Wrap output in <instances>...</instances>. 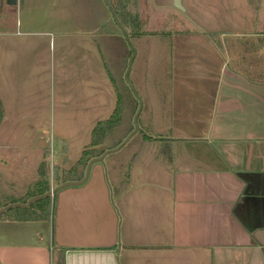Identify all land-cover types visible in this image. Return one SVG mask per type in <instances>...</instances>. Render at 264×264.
<instances>
[{
	"label": "crops",
	"instance_id": "0c3cea01",
	"mask_svg": "<svg viewBox=\"0 0 264 264\" xmlns=\"http://www.w3.org/2000/svg\"><path fill=\"white\" fill-rule=\"evenodd\" d=\"M200 1L211 16L195 9V33L176 36V111L165 128L173 133L133 160L125 182H110L104 160L96 161L84 185L46 196L68 183L62 156L58 183L42 184L49 191L31 197L40 181L23 195L27 202L0 206V264H264V25L257 21L264 3ZM82 24L63 28H84L79 42L86 53L96 45L102 60L91 24ZM245 27L253 35L220 31ZM104 28V37H117V28ZM11 41L21 44L3 38L0 48ZM14 67L0 77L14 78ZM5 151L0 166L8 163ZM43 156L39 168L48 163ZM87 168L77 175L85 178ZM17 183L9 186L0 172V190ZM37 199L49 207L34 205Z\"/></svg>",
	"mask_w": 264,
	"mask_h": 264
},
{
	"label": "rangeland",
	"instance_id": "374dc122",
	"mask_svg": "<svg viewBox=\"0 0 264 264\" xmlns=\"http://www.w3.org/2000/svg\"><path fill=\"white\" fill-rule=\"evenodd\" d=\"M106 1L127 32L130 45L104 0H18L14 6L0 0V33L10 34L0 39L14 37L21 43L13 45L11 41L10 46H2L4 50L0 48V71L7 73L10 65L15 66L14 78L0 77V95L6 110L0 148L11 152L0 172L9 186L19 179L17 187L0 190V206L14 200L27 202L23 195L40 181L45 185L58 183L56 165L62 156L68 157L64 173L67 181L78 182L76 172L88 162L78 166L84 151H93L90 159L98 153H108L103 161L108 179L125 182L134 161L146 150L160 148L154 142L173 133V126L171 130L165 128L169 126L166 120L176 111V36L195 33L191 23L198 18L194 11L198 8L200 17L205 15L207 20L211 16L208 7L200 0H180L183 10L187 9L184 13L175 7V0H126L127 4L123 0L125 7L121 8L115 6L114 0ZM71 20L91 24L86 29L95 32L102 60L96 54V45L86 53V47L79 42L84 28H63ZM257 21L264 25L263 10ZM105 26L111 31L117 28V37H104ZM248 28L220 31L253 35ZM200 30L208 32L207 28ZM109 73L120 91L121 120L102 145L91 148V132L98 122L109 120L117 108L118 93ZM100 137L98 141L102 142ZM44 154L48 163L39 168ZM143 166L141 163L138 167V180H142Z\"/></svg>",
	"mask_w": 264,
	"mask_h": 264
},
{
	"label": "trees",
	"instance_id": "16d2710c",
	"mask_svg": "<svg viewBox=\"0 0 264 264\" xmlns=\"http://www.w3.org/2000/svg\"><path fill=\"white\" fill-rule=\"evenodd\" d=\"M114 3H115V6H116V3L123 4V0H114ZM110 77H111V80H112V82L114 84V87H115V89H116V91L118 93L117 108H116V110L114 111L113 115L111 116V118L109 120L99 123L95 127V129L93 130V132H92V141H91V144H90L91 148H94V147L102 145L104 143V140H105L106 136L113 130V128H115L118 125V123L121 120V105H122V101H121L120 91L118 89L117 83L114 80V78L111 75H110ZM3 119H4V110H3L2 102L0 100V125H1V123L3 121ZM99 136H101L103 138L102 142L98 141ZM147 139L152 140V138H150V137H147ZM92 154H93V151L92 152L91 151L90 152L89 151H84L83 158L81 159L80 163H78V166H81V164L85 163L86 161L89 162L92 159H98V158L102 157V155H104L103 153H98L97 155H94V157L90 159L89 157H91ZM88 162H87V164H88ZM131 170H132V166L130 167V170L128 171V176L130 175ZM84 179L85 178L80 176V177H78L77 181L78 182H82ZM66 182H69V181H67V179L65 178V183ZM42 184H44V183L40 184V186H39L40 190H38L37 192H33V195L31 196L32 198L40 197L41 195H44L45 192L50 190L49 188L47 190L42 189V188H44V187H42ZM36 201H37V204H34V205H39L40 204V205H44V206H48L49 207V204L47 205V203H46V202H48V201H46V199H37ZM48 207L46 208L47 215H48V212H49L48 211L49 210Z\"/></svg>",
	"mask_w": 264,
	"mask_h": 264
},
{
	"label": "water",
	"instance_id": "95a60500",
	"mask_svg": "<svg viewBox=\"0 0 264 264\" xmlns=\"http://www.w3.org/2000/svg\"><path fill=\"white\" fill-rule=\"evenodd\" d=\"M105 2H106V4H107V6L109 7V9H110V11H111V13H112V16H113V18H114V20H115V22H116V24L118 25V27L122 30V32L124 33V35H125V38H126V40H127V42H128V44L130 45V40H129V37H128V34H127V32L124 30V28L121 26V24L119 23V21H118V19H117V16H116V13H115V11H114V9H113V7L111 6V4L110 3H108V1H106V0H104ZM7 4L9 5V6H14V5H16L17 4V0H7ZM175 7L178 9V10H182V11H184L183 10V8H182V5H181V2H180V0H175ZM134 56H135V54H133V56H132V58H131V60H130V64H129V69H128V71L126 72V75H125V77H126V80H128V75H129V72H130V69H131V67H132V63H133V60H134ZM140 112H141V109L139 110V113L137 114V116H136V119H135V121L137 122V119H138V116H139V114H140ZM138 131V128L127 138V140L123 143V145L122 146H124L133 136H134V134L136 133ZM121 146V147H122ZM120 147V148H121ZM119 148V149H120ZM108 155V153H106L105 155H103L102 157H100V158H98V159H95L94 161H92L90 164H89V166H88V168H87V172H86V176H85V179L82 181V182H69V183H67V184H64V185H62V186H60L59 188H57V189H55V190H52L50 193H48L46 196H53V195H55L56 193H57V191L58 190H60V189H64V188H66V187H71V186H76V187H79V186H82V185H84L86 182H87V180H88V178H89V176H90V171H91V167H92V165H93V163H95L96 161L97 162H102L103 160H104V158L106 157ZM44 197V196H43ZM31 202H29V204H30Z\"/></svg>",
	"mask_w": 264,
	"mask_h": 264
}]
</instances>
